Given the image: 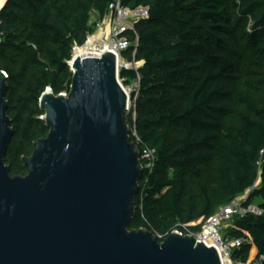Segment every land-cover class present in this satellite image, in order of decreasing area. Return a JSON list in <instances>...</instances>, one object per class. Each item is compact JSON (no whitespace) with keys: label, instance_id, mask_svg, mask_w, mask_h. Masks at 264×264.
<instances>
[{"label":"trees","instance_id":"16d2710c","mask_svg":"<svg viewBox=\"0 0 264 264\" xmlns=\"http://www.w3.org/2000/svg\"><path fill=\"white\" fill-rule=\"evenodd\" d=\"M117 1L149 10L123 35L131 43L123 56L143 65L121 69L120 79L139 84L132 141L158 152L130 229L146 228L159 242L178 225L198 232L252 190L245 206L259 200L262 214L236 221L230 236L249 243L234 261L247 264L252 249L264 258V0H8L0 11V67L14 113L10 171L27 174L22 158L49 135L42 95L49 88L69 94L74 49L92 35L93 13L104 20Z\"/></svg>","mask_w":264,"mask_h":264},{"label":"water","instance_id":"95a60500","mask_svg":"<svg viewBox=\"0 0 264 264\" xmlns=\"http://www.w3.org/2000/svg\"><path fill=\"white\" fill-rule=\"evenodd\" d=\"M69 65V94L49 88L40 99L49 135L22 158L26 177L5 160L15 134L0 67V264H223L192 236L130 230L145 172L120 63L106 51Z\"/></svg>","mask_w":264,"mask_h":264},{"label":"built area","instance_id":"2783aa9c","mask_svg":"<svg viewBox=\"0 0 264 264\" xmlns=\"http://www.w3.org/2000/svg\"><path fill=\"white\" fill-rule=\"evenodd\" d=\"M111 10L115 9V18L117 23H115V34L112 38V52L118 58L120 63L119 72L121 69H133L130 64H124L120 62L123 53L128 51L131 47V43L123 35L127 31H134L135 26L142 20H145L149 16V10L147 8H138L136 10H130L121 6L120 1L110 7ZM132 18L134 23L125 22L124 18ZM125 27H119L125 25ZM93 51V50H92ZM90 57H99L102 54V50H94ZM120 57V59H119ZM137 71V70H136ZM120 74V73H119ZM120 84L124 91L126 92L129 100L131 99L132 107V94H139V84L138 82L133 83L129 88H124L123 83L120 79ZM158 157V152L156 149L143 148L140 150V163L144 169V172H152L155 168V163ZM246 201L236 199L227 206L222 207L214 216L209 218L202 227L201 231L194 232L190 226H176L173 233H179L183 237L192 236L198 243L204 241L207 246L215 245L219 250L221 260L223 264H242L234 261L235 253L240 250L249 241L245 239H237L230 236V233L224 232V230H231L237 220H240L248 215L260 216L262 214L259 206L249 205L245 206ZM160 238V237H159ZM165 240V239H164ZM163 240V241H164ZM264 260L263 257L258 259L256 256L253 262L248 261L247 264H261Z\"/></svg>","mask_w":264,"mask_h":264},{"label":"rangeland","instance_id":"374dc122","mask_svg":"<svg viewBox=\"0 0 264 264\" xmlns=\"http://www.w3.org/2000/svg\"><path fill=\"white\" fill-rule=\"evenodd\" d=\"M115 9L114 10H111L109 11V14L105 17L104 20H100L99 16L96 14V13H93L92 17H91V20H90V26L92 27V35L89 37V41L93 38V37H98L100 35V33L102 32L103 34H106L104 35L103 37V40L101 39L99 42H97L95 45V50H103V45L104 43L103 42H109L112 41V38H113V35L115 34V23H117L116 21V18H115ZM124 20H126L125 22H130L131 24L134 23L132 18L128 17V18H124ZM125 25L123 26H120L118 30H120L121 28L125 27ZM108 34V35H107ZM94 40V39H93ZM88 44V43H87ZM86 44V45H87ZM79 47H76L74 49V52H73V57L75 55V51L78 49ZM77 56V55H75ZM81 56V55H79ZM121 62H123L124 64H130L135 70H139L143 63L142 62H135L134 60H131L130 58H126L122 55V59L120 60ZM246 81H251L252 78L250 77H245ZM124 88H129V86H125L123 84ZM67 95V93H64ZM262 94H264V88L262 89ZM235 108L239 109V105L238 104H235L234 106ZM9 118L10 119H13L14 118V113H10L9 115ZM130 117H133L134 118V115H132L131 113L128 115L127 117V120L129 121ZM43 118V117H42ZM131 127V126H130ZM8 165V164H7ZM11 176L12 177H16V172L15 171H11ZM22 177H26L27 174H24V175H21ZM261 179H259L257 182H256V185H255V188H258L259 186H261ZM252 190H249L247 191L244 195H241L240 197H238L237 199L238 200H247L251 194ZM255 206H258L260 201L259 200H256L255 202H253ZM131 230V229H130ZM224 232H227V233H230L229 230H224ZM157 237V236H156ZM257 256V251L256 249H252L251 253H250V258H249V261L250 262H253L255 257Z\"/></svg>","mask_w":264,"mask_h":264},{"label":"bare ground","instance_id":"6f19581e","mask_svg":"<svg viewBox=\"0 0 264 264\" xmlns=\"http://www.w3.org/2000/svg\"><path fill=\"white\" fill-rule=\"evenodd\" d=\"M7 0H1L0 1V8L4 5V3L6 2ZM104 35L106 34H103L102 32L100 33V35L98 37H93L90 42H88L87 45H85L84 47H81V48H78L76 51H75V57H90L92 54V52H94L95 50V47H96V43L99 42L101 39L103 40V37ZM108 35V34H107ZM94 39V40H93ZM89 41V40H88ZM104 41V40H103ZM104 45H103V50H102V53L106 52V51H111L112 50V42L110 41L109 42H103ZM93 50V51H92ZM81 55V56H79ZM120 59V57H119ZM121 62V61H120Z\"/></svg>","mask_w":264,"mask_h":264}]
</instances>
